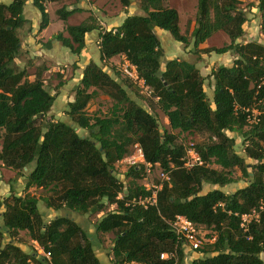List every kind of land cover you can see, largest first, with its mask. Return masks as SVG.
Returning a JSON list of instances; mask_svg holds the SVG:
<instances>
[{"label":"trees","instance_id":"obj_1","mask_svg":"<svg viewBox=\"0 0 264 264\" xmlns=\"http://www.w3.org/2000/svg\"><path fill=\"white\" fill-rule=\"evenodd\" d=\"M27 1L0 2V161L23 175L27 170L26 190L42 188L46 206L65 210V214L45 221L38 206L40 197L30 192L0 198V264H27L31 259L37 264H101L92 234L69 214L101 211L104 214L96 220L95 232L113 233V264H185L187 246L169 225L177 215L216 234L214 242L194 251L201 255L189 264H264V208L259 210L264 199V42L239 41L247 18L237 0H197L194 46L224 30L230 44L207 51L237 53L232 65L212 71V101L194 63L173 58L162 67L163 49L155 27L169 31L179 42H189L181 32L176 8L163 5V0H141L144 14L128 15L120 25L100 31L101 61L125 55L136 66L152 90V95L144 94L158 99L169 120L171 130L163 132L157 117L94 60L84 67L74 99L68 102V120L47 119L57 96L40 76L30 79L27 68L18 64L22 53L19 31L31 22L24 14ZM57 1L61 0H32L41 13L39 31L50 23L47 2ZM253 6L261 12L264 34V0H255ZM77 11L82 8L63 6L57 13L66 21ZM99 28L84 20L66 25L68 35L60 31L51 39L59 40L78 57L86 34ZM46 43L52 42L48 39ZM98 90L115 100L109 114L87 112ZM244 107L259 111L257 122L249 123ZM176 129L209 133L208 141L194 145L202 165L183 166L186 144L178 141ZM227 131L243 135L245 155L255 163L249 164L236 152L235 138ZM136 143L145 160L158 164L170 177L163 181L157 204L147 207L127 204L149 193L136 182L146 172L144 163L125 172L131 177L129 186L115 172L116 162ZM236 167L249 178L247 186L229 194L220 188L201 193L204 183L222 187L234 181L231 171ZM108 204L115 208L105 211ZM254 208L259 210V218L244 232L241 216ZM20 230L27 231L51 258L35 250L25 252L14 244L13 237ZM165 251H176L177 260L161 258Z\"/></svg>","mask_w":264,"mask_h":264},{"label":"rangeland","instance_id":"obj_2","mask_svg":"<svg viewBox=\"0 0 264 264\" xmlns=\"http://www.w3.org/2000/svg\"><path fill=\"white\" fill-rule=\"evenodd\" d=\"M2 1L7 2L9 0ZM128 1V4H126L125 0H61L57 2H47V9L51 14L52 23L50 28L46 31V36L42 38H35V41L33 42L31 37L32 34H34V28L31 22L27 23L24 29L19 31L22 42L31 40L32 43L29 45V49H27V44L24 48H22V53L20 54V60L22 63L18 61V64L20 66H24L25 63L29 78L34 79L36 76H40L44 80L46 88L49 89L52 94L57 96L52 108L47 114V119L68 120V116L66 114L68 102H70L72 96L74 99L76 88L81 83V75L83 74L84 70V68L77 63L79 61L73 59L74 56L69 48L63 46L59 40L51 38L60 31H62L65 35H68L66 31V25L71 23H79L85 20L99 25L100 28L95 29L96 31H94L95 33L97 32L96 34H98V32L104 29L116 27L117 24L129 14L134 15L138 13H145V11L141 8V0ZM254 2L255 0H237L236 2L237 6L243 9L247 18V21L244 24L245 33L243 38L239 39V41L242 43H246L249 40L264 42V34L262 33L261 25V12L256 6H253ZM163 5L174 7L178 10L181 32L187 35L189 42H179L169 31L158 28L155 29L160 38L163 49L162 67H164L167 60L173 58H178L181 60L184 59L194 63L204 77V88L208 97L212 101L214 95V77L212 76V71L217 70L222 65H232L234 60L237 58V53L234 50H229L225 53H217L215 51H207V49L219 48L230 44L231 39L229 35L224 30H218L213 33V35H211L205 42L196 47L193 44L192 32L196 25L198 1L163 0ZM63 6L68 9L70 7L72 8L73 6H82L84 11L88 13L87 15L75 14L74 16L69 17L63 23H60L62 20L59 17L57 10ZM26 11L29 16H31L33 12V14H35L32 16L33 18L36 17L37 14L40 20V11L33 5L32 0H28L26 2L24 9L25 14ZM34 37L36 36L34 35ZM48 39L52 42L50 45L46 43ZM88 47H90L88 57H91L92 60L98 62L101 67L104 68V70L109 72L126 88L131 98L143 105L147 110L152 112L157 117L160 130L162 132L166 129L171 130L169 120L165 113L160 109L158 99L147 97L139 86L128 80L126 75L119 70V65L121 66V64L124 63L123 55H117L112 60L103 62L100 59V49L98 48V44L92 42ZM85 56L87 57V54ZM86 59L87 58H85L84 61ZM84 61H82V64ZM114 102L115 100L109 96V94L103 90H98V94L89 101L87 105V112L91 115L109 114ZM246 127L248 128V125ZM78 131L81 134L86 133V130L84 129H78ZM174 133L176 134L178 141L186 145H189L190 143L195 145L197 143L209 140V133L207 132H181L176 129L174 130ZM227 134L235 138L236 152L242 156H245L246 161L249 164L255 163L253 159L248 158L245 155V142L243 135L236 131H227ZM133 154L136 156L138 155L136 144L130 145L126 156L122 160L116 162L115 165V172L118 178L124 181L125 186H129V182L131 180V177H127L125 175V172L130 168V164L127 161V156ZM212 166L218 167L216 164H212ZM251 170V167H249V171ZM162 172L163 170L158 164L153 165L150 168V173L147 174V172H144V176L140 177L141 179L136 180V182L140 184L160 183L162 181ZM24 174L25 175L18 173L17 170L5 167L0 161V198L4 199L5 197L11 196L14 193L23 195L26 192H30L31 194L40 197L38 204L40 210L45 214L44 219L46 221L53 219L54 217L51 218L52 216L47 214L48 207L43 200V196L46 195V191H44L42 188L36 187H31L27 191L25 187L27 170H24ZM231 176L234 178V181L222 187L219 185L204 183L201 193H206L214 188H220L229 194L235 192L239 188L247 186L249 183V178L243 175L242 171L237 167L231 171ZM111 207L112 206L108 204L105 211L112 210ZM49 211L52 212V210ZM64 211L61 212L64 213ZM91 217L93 218V222H96V220L99 218L93 214ZM80 221L82 222L81 219ZM2 222L3 217L0 214V223ZM112 234L113 233H111V238L113 236ZM5 235V241H8L10 239L7 237L9 234L6 233ZM103 241H108L107 248H109V239H104ZM13 242L14 244L20 246L25 252L31 253L35 250L41 255L43 253L39 243L32 239L31 235L25 230L18 231L13 237ZM193 254L194 251H191L189 248H187L185 264H189L193 260ZM200 255L201 254L199 253V256ZM261 257L264 260V251L261 253Z\"/></svg>","mask_w":264,"mask_h":264},{"label":"built area","instance_id":"obj_3","mask_svg":"<svg viewBox=\"0 0 264 264\" xmlns=\"http://www.w3.org/2000/svg\"><path fill=\"white\" fill-rule=\"evenodd\" d=\"M124 63L119 65V70L129 77L134 84L142 89V92L146 95H152V90L145 83V80L141 78L137 72L136 66L130 62L125 55ZM243 111L247 114V120L249 123H255L258 121L259 111L256 108L244 107ZM138 155L135 154L127 156V161L130 166H135L140 163H144L146 167L147 174L150 173V168L153 166L151 163L145 160L141 146L136 143ZM183 166L187 169H191L194 166L202 165L203 159L201 154L196 150L193 143L186 145V154L182 157ZM169 173L167 171L162 172V181L157 184H143L145 189L149 192L147 194H140L132 200L128 201L127 204H137L147 207L148 205L157 204L158 192L161 190L163 181L169 180ZM259 210L264 208V199L260 201ZM259 210L254 208L251 212L245 213L241 216L240 227L244 232L249 229L250 222L259 218ZM169 225L173 232L176 234L179 241H182L187 248L191 251H196L202 248L205 244L214 242L216 239V234L208 229L198 226L196 223L192 222L184 215H177L173 220L169 221ZM40 248V246H39ZM42 255L48 259L51 258V253L49 251H44L42 249ZM40 254V253H39ZM160 257L163 259L174 258L177 260V252H162ZM27 264H37L32 260H28Z\"/></svg>","mask_w":264,"mask_h":264},{"label":"crops","instance_id":"obj_4","mask_svg":"<svg viewBox=\"0 0 264 264\" xmlns=\"http://www.w3.org/2000/svg\"><path fill=\"white\" fill-rule=\"evenodd\" d=\"M2 0H0V2H1ZM12 0H9V1H7V2H4V3H10ZM3 2V1H2ZM51 4V3H50ZM76 7V6H75ZM74 6L72 7V8H75ZM71 7L69 8V9H72ZM79 8H82V6H79ZM27 10V9H26ZM87 13L88 12H85L84 11V9L82 8V11H77L76 13H74L73 15H71L70 17H72V16H74L75 14H77V15H82V14H85V15H87ZM25 14V13H24ZM138 14H141V13H138ZM33 15H35V14H33V12H32V15L31 16H29L28 14H27V11H26V14H25V16H26V18H28L30 21H31V24H32V26H33V28H34V31H33V33L34 34H32V37H31V40L34 42L35 41V38H42V37H45L46 36V31L50 28V26H51V23H52V17H51V14H50V12H49V16H50V23H49V25L45 28V29H43V30H41V31H38L39 30V24H40V21H41V13H40V20H39V17L37 16V14H36V17H32ZM129 15H131V14H129ZM86 17V16H85ZM84 17V18H85ZM127 17V16H126ZM125 17V18H126ZM125 18H123L122 19V21L120 22V23H118L117 24V26L118 25H120L123 21H124V19ZM64 21L62 20V22H60V23H63ZM71 24H76V23H71ZM158 27H155V29H157ZM109 29V28H108ZM158 29H160V28H158ZM61 30H63V29H61ZM94 31H96V30H93V31H91V32H88L87 34H86V36H85V47H84V49L82 50V52H81V54H80V56H76L75 54H73V56H74V60H78L79 62H78V64H80L81 65V67H83L84 68V66L87 64V63H89L92 59H91V57H88V55H89V49H90V47H88L89 45H90V43H96V44H98V48H99V41H100V32H98V34H96ZM34 35L36 36V37H34ZM51 35V34H50ZM49 35V36H50ZM48 36V35H47ZM29 41V40H27L26 42H22V48H24L25 46H26V44L28 45L27 46V49H29L28 47H29V45H31V43H32V41ZM100 49V48H99ZM31 53V52H30ZM27 54V53H26ZM87 54V57L85 56ZM28 55H30V54H28ZM47 57V56H46ZM87 58L85 61H84V59L85 58ZM44 59H47V58H44ZM82 61H84L83 62V64H82ZM19 62H21L22 63V61L21 60H19ZM24 66H25V63H24ZM82 76V75H81ZM73 100V96H72V98L70 99V101H72ZM120 196H122V195H120ZM38 206H39V204H38ZM112 207V210L115 208V204H112L111 205ZM40 209V208H39ZM49 210H52V212L51 211H49ZM41 211V210H40ZM61 211H64V210H55L54 208H52V207H48V212H47V214H50V216H52L51 218H53V217H56V216H58V215H62V214H65V211H64V213H62ZM42 212V211H41ZM42 214H43V217L45 216V214L42 212ZM69 214H70V216L71 217H73L74 218V220L77 222V223H79L85 230H87V231H89L91 234H92V238H94V250H95V253H96V255L98 256V258L100 259V262H101V264H113V255L110 253V248H111V246H112V243H113V241H112V239H113V236H112V238H111V232H108V233H102V232H100V233H97V232H95L96 230V227H95V222H93V218L91 217V215L93 214V215H96L97 217H101L103 214H104V211H101V212H99V213H86V214H83V215H81V214H79V213H76V212H69ZM98 218V219H99ZM80 219L82 220V222L80 221ZM45 220V219H44ZM46 221V220H45ZM49 221V220H48ZM94 231V232H93ZM104 239H109V241H110V245H109V248H107V246H108V241L107 242H104L103 240ZM187 252V251H186ZM194 256H193V258L192 259H194V258H197L198 256H199V253H194L193 254Z\"/></svg>","mask_w":264,"mask_h":264}]
</instances>
